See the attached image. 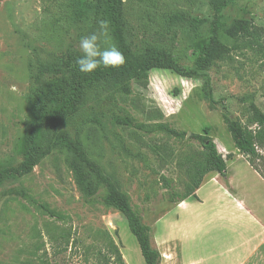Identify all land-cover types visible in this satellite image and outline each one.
Wrapping results in <instances>:
<instances>
[{
  "label": "rangeland",
  "instance_id": "1",
  "mask_svg": "<svg viewBox=\"0 0 264 264\" xmlns=\"http://www.w3.org/2000/svg\"><path fill=\"white\" fill-rule=\"evenodd\" d=\"M98 0H0V162L3 169L19 167L23 158L15 145L24 128L27 100L38 111L63 103L71 86L74 62L81 54V37L99 31ZM210 0H123L122 20L130 50L152 47L170 54L186 69L195 67L202 46L211 38L215 12ZM174 16L202 21L193 27L171 23ZM241 20L250 31L237 40L228 30ZM218 40L226 58L210 65L217 105L203 94L206 78H183L154 69L147 87L133 84L126 99L116 96L97 105L88 98L64 123L88 156L98 162L126 193L133 208L152 229L151 243L161 264H180L183 253L181 203H171L163 178L180 194L190 181L191 164L203 160L202 144L194 137L213 139L219 152H237L223 116L229 113L247 125L253 109L264 112V0L237 1L222 14ZM111 36V35H110ZM113 43V40L108 44ZM103 44L102 47H107ZM131 116L134 125L114 119ZM159 124L183 134L152 132ZM44 129L41 148L51 149L32 171L0 187L1 264H119L112 243L125 264H145L126 218L113 209L87 202L97 186L95 173L66 149L54 145L61 129ZM244 170L240 163L229 168ZM214 177L208 175L202 185ZM251 182H253L252 178ZM258 188V187H256ZM25 191L36 202L24 199ZM204 191L202 196H204ZM260 193L262 191L258 190ZM191 204L201 203L199 196ZM210 203V199L206 202ZM66 217L50 218L39 206ZM198 206V205H197ZM210 206L203 207V214ZM182 225V226H180ZM179 260V261H178ZM179 262V263H178Z\"/></svg>",
  "mask_w": 264,
  "mask_h": 264
},
{
  "label": "trees",
  "instance_id": "2",
  "mask_svg": "<svg viewBox=\"0 0 264 264\" xmlns=\"http://www.w3.org/2000/svg\"><path fill=\"white\" fill-rule=\"evenodd\" d=\"M237 1L251 0H210L209 4L216 17L212 36L202 46L195 67L186 69L179 66L170 54L162 50L148 47L141 53L132 52L125 38L122 20L123 0H98L97 11L102 19H107L110 22L111 38L113 43L123 52L126 62L116 68L101 67L90 74L81 73L74 62L70 91L63 103L48 110L38 111L34 102L28 99L27 112L23 122L24 128L15 145V153L23 158V162L19 167L12 170L3 169V164L0 162V187L7 180L28 175L42 159L51 154V149L43 151L41 148L43 132L48 126L60 124L61 129L54 137V145L66 149L96 175L98 184L88 194L87 202L99 204L106 209H113L122 214L128 222L131 233L137 239L145 264H161V254L153 248L151 243V227L144 223L142 216L133 208L129 196L118 188L98 162L88 156L82 143L72 138L64 121L76 113L88 98L97 105L103 104L107 100L114 101L116 96L123 100L128 98L134 93L133 84L140 88L147 87L149 73L154 69L170 70L178 76L188 79L206 78L203 86L204 97L211 104L217 105L211 79L207 76L206 70L215 61H223L226 58V45L218 40V32L222 27L221 19L224 9ZM171 23H179L183 28H194L196 24H201L202 21L196 19L191 22L185 17L174 16ZM251 27V22L247 20L238 21L228 30L229 37L232 40H237L248 33ZM134 121L129 115L114 119L116 124L123 126L134 125ZM223 121L231 135L235 149L264 180V112L253 109L247 125L234 119L229 113L224 114ZM152 132H163L176 137L183 136L166 124L157 125L152 129ZM208 134L209 128L204 130V135L194 136L202 144L205 158L191 164V168L188 170L190 181L185 186L183 194L178 193L170 182L163 178L164 188L169 193L171 203H182L191 197H196V191L200 189L205 177L209 174L216 173L223 178L226 177L227 160H230L232 156L229 155L225 158ZM19 195L36 204L34 198L25 191L19 192ZM39 208L52 219L66 220L65 216L44 205L39 206ZM110 252L115 254L119 264H125L118 247L113 243Z\"/></svg>",
  "mask_w": 264,
  "mask_h": 264
},
{
  "label": "crops",
  "instance_id": "3",
  "mask_svg": "<svg viewBox=\"0 0 264 264\" xmlns=\"http://www.w3.org/2000/svg\"><path fill=\"white\" fill-rule=\"evenodd\" d=\"M233 154L226 177L212 173L196 191L201 195L205 189L201 203L192 205L191 197L180 204L185 220L180 264H264V180L238 151ZM229 161L244 170H231Z\"/></svg>",
  "mask_w": 264,
  "mask_h": 264
},
{
  "label": "clouds",
  "instance_id": "4",
  "mask_svg": "<svg viewBox=\"0 0 264 264\" xmlns=\"http://www.w3.org/2000/svg\"><path fill=\"white\" fill-rule=\"evenodd\" d=\"M99 31L83 36L78 42L80 55L76 58V66L81 73L90 74L97 69L116 68L126 62V57L115 43L108 42L110 36V22L107 19L98 21ZM108 44L107 47L101 45Z\"/></svg>",
  "mask_w": 264,
  "mask_h": 264
}]
</instances>
